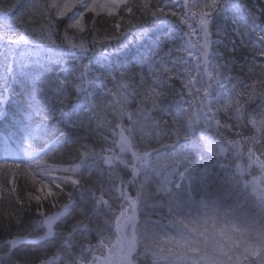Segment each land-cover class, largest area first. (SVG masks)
Masks as SVG:
<instances>
[{"label": "snow or ice", "instance_id": "obj_1", "mask_svg": "<svg viewBox=\"0 0 264 264\" xmlns=\"http://www.w3.org/2000/svg\"><path fill=\"white\" fill-rule=\"evenodd\" d=\"M0 14V117L27 145L0 157V264H264V4L0 0ZM40 243L43 260L21 247Z\"/></svg>", "mask_w": 264, "mask_h": 264}, {"label": "trees", "instance_id": "obj_2", "mask_svg": "<svg viewBox=\"0 0 264 264\" xmlns=\"http://www.w3.org/2000/svg\"><path fill=\"white\" fill-rule=\"evenodd\" d=\"M245 2H249V0H245ZM251 4L254 5L257 10H259L260 8V4H264V0H250ZM5 24V17L3 14H0V26H3ZM61 34H62V30H61ZM215 39V37H213ZM234 39H238L236 37H228V38H224V44H226L228 47L232 46L231 41ZM180 43L182 44L183 41H180ZM2 57H3V48L0 47V62H2ZM41 60L42 63L45 64L46 58L43 57V53H41ZM86 62V61H85ZM193 63H195V60L192 61ZM3 69L2 67H0V73H2ZM13 85L16 87L17 92H22L23 91V86H21L18 81L13 80ZM109 88L112 87L111 84L108 85ZM186 107V105H185ZM15 123V121H13L12 118H9V120L5 121L2 117H0V133H2L5 137H9L10 140L15 139L16 137V132H24V129L22 127L19 128H14L13 124ZM197 135H199V133H196ZM26 144H23V152L24 149L26 148ZM18 152L21 153V151L17 148L16 149ZM98 150V149H97ZM22 154V153H21ZM61 156H63V160H68L70 159V157L67 156L66 153H56L55 155V160L57 162L61 161ZM50 162H52L50 160ZM23 181H21L22 183ZM176 183H178V180L175 181ZM35 221V217L33 216L32 219L28 222V223H34ZM223 222H221L222 224ZM221 225H218V227ZM24 227H27V225H25ZM21 229L13 226L12 228V232H18ZM13 237L9 236L6 232H0V244H2L4 241L11 239ZM217 239H219V237H217ZM23 251H31L33 253L34 256L38 257L39 260H43L44 259V254L42 252L43 249L47 248L48 245L44 244V243H40L38 246L36 245H29L28 247H24L21 246Z\"/></svg>", "mask_w": 264, "mask_h": 264}, {"label": "bare ground", "instance_id": "obj_3", "mask_svg": "<svg viewBox=\"0 0 264 264\" xmlns=\"http://www.w3.org/2000/svg\"><path fill=\"white\" fill-rule=\"evenodd\" d=\"M156 217H153V219H155Z\"/></svg>", "mask_w": 264, "mask_h": 264}, {"label": "rangeland", "instance_id": "obj_4", "mask_svg": "<svg viewBox=\"0 0 264 264\" xmlns=\"http://www.w3.org/2000/svg\"><path fill=\"white\" fill-rule=\"evenodd\" d=\"M193 39H195V38H193Z\"/></svg>", "mask_w": 264, "mask_h": 264}]
</instances>
